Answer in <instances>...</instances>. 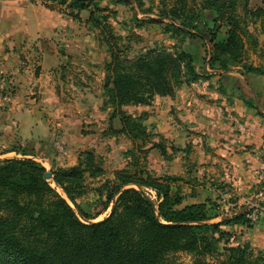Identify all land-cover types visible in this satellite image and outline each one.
Masks as SVG:
<instances>
[{"label":"rangeland","instance_id":"rangeland-1","mask_svg":"<svg viewBox=\"0 0 264 264\" xmlns=\"http://www.w3.org/2000/svg\"><path fill=\"white\" fill-rule=\"evenodd\" d=\"M173 2L90 0L89 7L76 9L61 0L0 1V153L9 151L0 158L29 157L45 169L58 170L76 165L82 151H92L103 173L95 178L85 173L86 191L77 202L94 216L93 221L108 215L111 207L102 210L93 189L116 171L161 180L168 177L171 193L182 198L178 208L210 200L206 206L208 222L248 210L251 227L222 225L229 232L228 241L220 240L213 253L203 256L206 261L218 264L224 258L225 246L244 242H249L250 251L262 250L259 254L264 255V245H253L255 232L264 237V170L252 172L250 186L242 188L232 185L229 161L224 167L214 169L213 165L202 171V149L208 152V157L204 154L207 160L220 161L209 152L220 146L221 140L202 133L205 126L217 130L223 126L225 136L260 131L264 126V2L238 0L237 20L245 29L240 33L243 48L241 59L228 63L227 70L218 65L211 69L208 64V31L215 15L202 9L201 0H188L185 8L196 25L193 32L204 35L203 40L165 31L164 23L146 21L157 18ZM257 8L263 11L255 13ZM90 10L106 24L103 31L88 22ZM226 30L222 25L217 38ZM106 39L130 57L152 47L190 52L199 74L170 95H154L149 104L122 106L123 112L137 117L144 126L145 133L136 138L112 133L121 127L119 112L112 118L113 107H102L103 66L110 59ZM244 64L263 73H247ZM214 117L219 124L207 121ZM223 143L233 148L234 141L224 139ZM237 143L241 148L246 146ZM12 148L25 149L28 154L10 151ZM203 184L211 185L206 190ZM126 187L138 189L135 185ZM56 189L66 198L60 188ZM144 190L155 198L153 190ZM197 255L184 250L170 252L163 264H192Z\"/></svg>","mask_w":264,"mask_h":264},{"label":"trees","instance_id":"trees-1","mask_svg":"<svg viewBox=\"0 0 264 264\" xmlns=\"http://www.w3.org/2000/svg\"><path fill=\"white\" fill-rule=\"evenodd\" d=\"M61 1L70 8L85 9L90 0ZM187 1L174 0L157 18L146 21L164 23L165 31L203 40L204 35L193 32L196 25L185 8ZM201 4L202 9L215 15L208 31L211 44L208 64L211 69L218 65L219 69L227 70L228 63L241 59L243 48L240 33L245 29L237 20L238 0H201ZM261 11L263 8H257L255 13ZM195 17L199 21L198 14ZM165 18L170 20L164 22ZM88 22L102 31L106 26L93 10ZM222 25L227 30L222 38H217ZM109 35L113 37L110 31ZM106 43L110 59L103 66L102 107H113L112 118L115 111L119 112L121 127L112 133L136 138L145 133L144 126L137 117L123 112L122 106L149 104L154 95H170L174 88L196 80L199 74L193 55L182 49L171 52L152 47L130 57L124 49L115 47V42L106 39ZM244 71L263 73L249 64H244ZM11 150L28 154L25 149ZM162 154L165 157L164 149ZM45 170L29 157L0 158V264H163L168 253L181 250L198 254L192 264H213L203 256L213 253L220 240L227 243L229 232L221 226L252 225L248 210L208 222L206 206L210 200L178 208L182 198L171 193L168 177L144 178L122 170L93 189L102 210L113 203L108 215L93 221L94 216L77 202L86 191L85 173L94 178L103 173L93 152L82 151L74 166L51 169L53 180L43 177ZM54 181L74 207L52 185ZM144 188L153 190L155 198ZM225 250L218 264H264V255L259 254L262 250L250 251L249 242L225 246Z\"/></svg>","mask_w":264,"mask_h":264},{"label":"crops","instance_id":"crops-1","mask_svg":"<svg viewBox=\"0 0 264 264\" xmlns=\"http://www.w3.org/2000/svg\"><path fill=\"white\" fill-rule=\"evenodd\" d=\"M0 1H3V0H0ZM219 73H222V72L220 71ZM248 90H249L248 92L251 94V97L254 98V92L253 91L251 92L250 89ZM262 95L264 96V88L262 90ZM204 120H206V118ZM207 121L218 123L215 117L209 120L207 119ZM213 127H211L210 125L205 126L204 131H202V133L206 134L207 132V134L214 135L216 139L219 138L221 140L220 146H217L216 149H214L213 151L211 150L209 152L211 154L210 157L214 155V157L220 158V161L217 162L216 159H213L212 161L209 159L207 160L205 158L206 155L204 154H207L208 152L205 153L202 149V171L206 172V170H208L210 167H213V165H214L213 167L214 169H216V167L218 166L222 167V164L224 167L226 165V161H229L230 162L229 168H232L231 177H230V179L232 180V185H235L239 188L250 186L251 181H253L252 172H254L255 170H260V169H262V171L264 170V126L262 129L258 128L260 129V131L251 129L249 132L244 131V133L242 134L230 133L228 134L230 136H225V133H224L225 131L222 130L224 129L223 126L219 127L220 130H217V128L215 127L213 128ZM224 139L234 141V144L232 145L233 148L230 149L229 144L223 143ZM236 141L240 142V144L241 142L246 143L245 145L247 147L243 145L242 146L243 148H241L239 146V143L236 144ZM235 146H238V147L235 148ZM7 152L9 151L3 150L0 154L2 153L4 154ZM207 157H208V154H207ZM224 157H226L227 159L223 160ZM206 174L207 173H203V175H206ZM220 179H223V178L221 177ZM203 186H205L206 190L207 188L209 189V186L207 187V185L205 184H203L202 187ZM261 238L264 239L263 235L261 233L255 232L253 235V239H255L256 241L254 242L253 245L258 246V247L261 245H264V241L261 240Z\"/></svg>","mask_w":264,"mask_h":264},{"label":"water","instance_id":"water-1","mask_svg":"<svg viewBox=\"0 0 264 264\" xmlns=\"http://www.w3.org/2000/svg\"><path fill=\"white\" fill-rule=\"evenodd\" d=\"M43 177L46 179V180H53V175H52V172L48 169L45 170V172L43 173ZM53 185L54 186H57V188H60L58 186V184L54 181L53 182ZM61 189V188H60ZM112 208H113V203L111 204V207H110V210H109V213L112 211ZM246 208V206L243 208V210ZM241 212H244V211H238V213H241Z\"/></svg>","mask_w":264,"mask_h":264}]
</instances>
